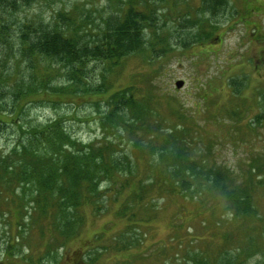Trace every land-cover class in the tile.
Instances as JSON below:
<instances>
[{"label":"rangeland","instance_id":"374dc122","mask_svg":"<svg viewBox=\"0 0 264 264\" xmlns=\"http://www.w3.org/2000/svg\"><path fill=\"white\" fill-rule=\"evenodd\" d=\"M129 1L55 0L52 6L38 3L26 8L20 17L34 18L41 13L49 20V16L65 9L71 12L74 23H79L81 32L100 35L103 21L120 7L124 8L123 15ZM131 1L138 12L152 17L145 23L149 28L144 48L116 65L101 63L94 68L91 84L97 87L104 83L107 90L103 89L102 93L72 97L40 94L30 98L35 102L22 109L18 124L0 122V153L6 155L17 147L29 125H46L56 119H63L77 141L84 144L98 141L104 137L99 123L106 111L103 102L111 94L131 87L135 100L147 103L145 119L152 123L148 131L138 130V138L155 137L161 147L172 132L181 137L180 131L185 128L187 140L198 146L193 157H208L215 166L229 171L235 180L237 175H246L250 158L257 156L264 174V118L254 123L258 115L264 116V39H257L255 30L257 26L264 29V0ZM177 81H183L184 85L177 88ZM63 82L61 77H56L52 86L59 87ZM4 110L0 119L11 122L16 109L4 106ZM127 139L125 133L117 151L129 149ZM149 165L145 159L128 163L127 168L133 171L136 167L138 172L122 196L109 201L108 209L104 210L98 206L104 203V192L109 187L107 181L101 182L102 197L95 207L98 212L86 207L84 226L65 251L53 249V254L47 251L45 236L37 232L29 237L32 234L27 226L18 227V223L29 219L24 203H9L6 198H0V264H90V254L86 255L89 248L109 245L114 237L127 230L129 219L120 215L118 209L128 198L127 193L138 190L139 180L148 178L143 170ZM156 167L160 169L161 164ZM184 195L152 188L147 197L150 208H139L141 219L132 222L136 223L141 244L127 252L107 247V252L101 253L93 264H126V260H132V264H191L192 249L199 250L202 243L203 247L211 244L215 250L226 232L233 234L230 241L248 237L246 227L221 222L228 218L224 214L225 205L214 210L190 203L187 213L178 221L180 205L189 201ZM256 208L259 218L254 223L259 228L255 239L263 247V190L256 192ZM96 236L101 238L96 240ZM254 252L250 264L264 259L260 248H253Z\"/></svg>","mask_w":264,"mask_h":264},{"label":"trees","instance_id":"16d2710c","mask_svg":"<svg viewBox=\"0 0 264 264\" xmlns=\"http://www.w3.org/2000/svg\"><path fill=\"white\" fill-rule=\"evenodd\" d=\"M54 1L0 0V113H5L4 106L16 109L12 113L16 117L11 122L0 119L3 124L17 123L26 104L35 102L29 99L40 94L72 97L102 93L103 89L107 90L104 83L97 87L91 84L94 68L101 63L116 65L146 44L144 38L149 26L145 23L152 17L138 12L131 0L123 15L121 7L109 14L100 35L81 32L79 23H74L71 12L65 9L49 16V20L41 13L34 18L20 17V12L26 8L38 3L52 6ZM56 77L64 81L59 87L52 86ZM231 84L234 86L233 82ZM131 89L111 94L103 102L106 111L99 123L104 137L98 141L87 144L77 141L63 119H56L46 125H29L17 147L6 155L0 153V198H6L9 203H24L29 217L26 223L24 220L18 223V227L27 226L32 234L29 237L37 232L45 236L49 254H53V249L65 251L85 224V208L98 212L95 207L102 197L101 182L107 181L109 187L104 192V203L98 206L99 210H104L108 209L109 201L122 196L138 172L136 167L133 171L127 168L128 163L145 159L150 163L143 170L148 178L139 180L138 190L127 193L128 198L118 209L120 215H127L129 219L127 230L114 237L109 245L89 248L86 255L90 254V264L97 262L100 254L107 252V247L127 252L141 244L136 223L132 222L139 220V208H150L147 197L152 188L176 191L178 196L185 194L183 198L189 201L180 205L178 221L185 216L190 203L214 210L225 205L224 214L228 218L221 222L238 223L247 228L248 237L238 240L241 243L230 241L233 234L229 231L215 250L211 244L203 247V243L199 250L192 249L191 264L252 263L253 258H249L257 252L252 253L253 248L264 252V246L255 239L259 227L254 223L259 218L256 192L263 190L264 193L259 158L251 157L246 175H237L233 180L229 171L215 166L208 157H193L198 146L187 140L185 128L180 131L181 137L172 132L161 147L155 137L138 138V130L148 131L152 123L145 119L147 103L135 100ZM262 118V114L258 115L254 123L261 122ZM250 126H254L253 122ZM125 133L129 149L117 151ZM158 163L160 169L156 167ZM100 238L96 236V240ZM234 243L236 246L232 245ZM125 263L132 264V260ZM253 264H264V259Z\"/></svg>","mask_w":264,"mask_h":264},{"label":"flooded vegetation","instance_id":"af4514ba","mask_svg":"<svg viewBox=\"0 0 264 264\" xmlns=\"http://www.w3.org/2000/svg\"><path fill=\"white\" fill-rule=\"evenodd\" d=\"M256 29V33L258 34L257 36H256V38L257 39H259V40H262L263 41V39H264V29L263 28H258V26L257 27H255Z\"/></svg>","mask_w":264,"mask_h":264},{"label":"water","instance_id":"95a60500","mask_svg":"<svg viewBox=\"0 0 264 264\" xmlns=\"http://www.w3.org/2000/svg\"><path fill=\"white\" fill-rule=\"evenodd\" d=\"M184 85L183 81H177L176 82V87L181 88Z\"/></svg>","mask_w":264,"mask_h":264}]
</instances>
